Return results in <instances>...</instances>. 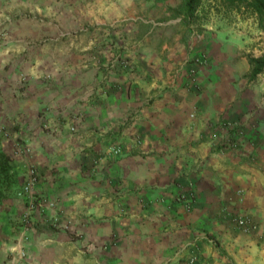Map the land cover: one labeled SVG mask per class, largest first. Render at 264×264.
<instances>
[{"label": "crops", "instance_id": "1", "mask_svg": "<svg viewBox=\"0 0 264 264\" xmlns=\"http://www.w3.org/2000/svg\"><path fill=\"white\" fill-rule=\"evenodd\" d=\"M214 2L0 0V264L31 168L24 264H264L261 44Z\"/></svg>", "mask_w": 264, "mask_h": 264}, {"label": "trees", "instance_id": "2", "mask_svg": "<svg viewBox=\"0 0 264 264\" xmlns=\"http://www.w3.org/2000/svg\"><path fill=\"white\" fill-rule=\"evenodd\" d=\"M204 0H184L183 11L186 25L196 23V13L199 10ZM222 7L228 12H237L238 14L255 15L258 20V25L264 31V0H220ZM251 63V72L248 76L249 80H255L264 73V55L254 56L249 55ZM10 154L6 153L0 147V181L9 178L11 171Z\"/></svg>", "mask_w": 264, "mask_h": 264}, {"label": "built area", "instance_id": "3", "mask_svg": "<svg viewBox=\"0 0 264 264\" xmlns=\"http://www.w3.org/2000/svg\"><path fill=\"white\" fill-rule=\"evenodd\" d=\"M204 38V34L198 31L193 32L192 42L190 44L191 47L195 46L197 41H200ZM122 65H126L125 62H121ZM194 79V77H192ZM234 128V126L232 127ZM111 154L119 156L123 153V147L120 144L113 145L110 149ZM39 178L38 172L36 169L31 168L29 173V179L24 182V184L19 188L17 191V196L20 198H26L29 201V208L28 211L25 213L23 217V222L21 224V231L20 234L15 237L14 243V257L13 261L15 260V264H20L27 256V234L26 232L32 228L33 221H32V213L36 207V195L34 191V185L36 184ZM189 204V203H188ZM240 226H246L248 223L247 218L240 217L237 220Z\"/></svg>", "mask_w": 264, "mask_h": 264}, {"label": "rangeland", "instance_id": "4", "mask_svg": "<svg viewBox=\"0 0 264 264\" xmlns=\"http://www.w3.org/2000/svg\"><path fill=\"white\" fill-rule=\"evenodd\" d=\"M214 1H215L214 4L210 3L212 6L209 7L207 14L203 15V17L205 19H207L206 17H210V20H214V21L216 20L218 22H223V23L224 22L225 23L229 22V23L235 25L236 28L242 27V23H244L246 25L247 29L251 28L253 30V31H251L249 29L252 32V35L255 38L256 42L261 44L260 46H258V48H257L258 50H257L256 53L259 56L264 55V31L260 29L256 16L255 15H251V14H242L241 15V14H238L237 12H228L225 9H223L221 2H217V0H214ZM210 8H213L214 10L211 11ZM217 14L221 15V17L220 18L217 17ZM258 29H260V30L258 31ZM203 30H204L203 27L202 28L201 27H195L194 30H192V31L189 30V34H190V37H191V39H190L191 42H192V36H193V32L194 31H198L200 33H203L204 37H205V32ZM109 66H110V69H113L112 66H111V63L109 64ZM20 187H21V185L19 187H17L15 189V191H14V194L16 196H17V191L19 190ZM21 224H22V222H21ZM14 236L15 235L12 236V241H11L12 244H10V247H12V249L10 251L11 252V257L10 258H11V263L12 264H15V262H16L15 260L13 261V257H14L13 247H14V243H15ZM27 257H28V251H27L26 259H27ZM26 259H24L20 264H24L26 262Z\"/></svg>", "mask_w": 264, "mask_h": 264}]
</instances>
